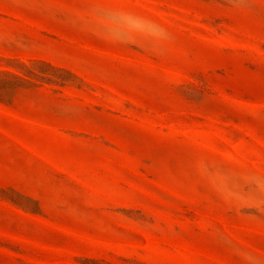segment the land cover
Here are the masks:
<instances>
[{
    "label": "rangeland",
    "instance_id": "1",
    "mask_svg": "<svg viewBox=\"0 0 264 264\" xmlns=\"http://www.w3.org/2000/svg\"><path fill=\"white\" fill-rule=\"evenodd\" d=\"M0 264H264V0H0Z\"/></svg>",
    "mask_w": 264,
    "mask_h": 264
}]
</instances>
